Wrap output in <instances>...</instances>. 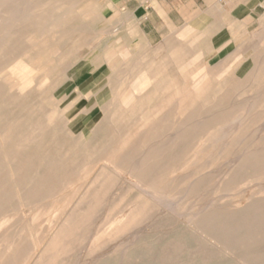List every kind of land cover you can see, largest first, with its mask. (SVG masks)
<instances>
[{"label":"rangeland","instance_id":"rangeland-1","mask_svg":"<svg viewBox=\"0 0 264 264\" xmlns=\"http://www.w3.org/2000/svg\"><path fill=\"white\" fill-rule=\"evenodd\" d=\"M3 1L0 124L31 103L49 162L0 171V264H264V28L237 67L123 44L111 0Z\"/></svg>","mask_w":264,"mask_h":264},{"label":"crops","instance_id":"crops-1","mask_svg":"<svg viewBox=\"0 0 264 264\" xmlns=\"http://www.w3.org/2000/svg\"><path fill=\"white\" fill-rule=\"evenodd\" d=\"M102 17L131 47L197 40L205 59L242 67L264 28V0H111Z\"/></svg>","mask_w":264,"mask_h":264},{"label":"bare ground","instance_id":"bare-ground-1","mask_svg":"<svg viewBox=\"0 0 264 264\" xmlns=\"http://www.w3.org/2000/svg\"><path fill=\"white\" fill-rule=\"evenodd\" d=\"M49 1V0H48ZM56 3V2H55ZM54 3V4H55ZM62 3V2H61ZM46 4V3H45ZM58 4V3H57ZM8 3L3 1V0H0V16L2 15L3 11L6 10V7H7ZM30 5V4H29ZM47 5V4H46ZM55 6V5H54ZM47 7V6H46ZM45 7V8H46ZM61 7V6H60ZM44 8V10H45ZM48 8V7H47ZM33 13V12H31ZM47 13V12H46ZM44 14V13H43ZM44 18V17H43ZM25 20V19H24ZM37 20H39L37 18ZM51 20V19H50ZM30 22H31V19H30ZM42 22H45V21H42ZM55 22V21H54ZM57 22V21H56ZM47 23V21H46ZM33 24V23H32ZM52 26V25H51ZM58 25H56L55 29L57 28ZM88 27V26H87ZM15 28V27H14ZM61 28V27H60ZM59 28V29H60ZM90 28V27H89ZM96 30V29H94ZM18 31V30H17ZM20 31V30H19ZM32 35V34H31ZM30 37V36H29ZM32 38V37H31ZM27 40V39H26ZM19 41V40H18ZM33 41V40H32ZM30 42V41H29ZM37 43V42H36ZM35 43V44H36ZM30 44V43H29ZM33 44V43H32ZM34 44V45H35ZM33 45V46H34ZM11 47V46H10ZM11 51H14V48L11 47L10 48ZM3 50V49H2ZM34 51V50H33ZM36 51V50H35ZM36 53V52H35ZM41 53V52H40ZM29 54V53H28ZM38 54V53H37ZM42 54V53H41ZM40 54V55H41ZM26 55V54H25ZM30 55V54H29ZM28 55V56H29ZM38 56V55H37ZM28 59V58H27ZM62 61V60H61ZM77 64V63H76ZM58 73V72H57ZM104 77L101 76V78ZM72 82L76 85V89H77V93L81 96L83 94V92L81 91V88H80V85H81V79H80V74L78 73V66L74 69L73 71V74H72ZM64 83V82H63ZM62 83V84H63ZM125 86V85H124ZM118 92H120V90H118ZM47 93V92H46ZM43 95V94H42ZM50 95V94H49ZM148 94H146L147 96ZM46 96V95H45ZM47 97V96H46ZM147 98V97H146ZM115 101V100H114ZM44 102V101H43ZM44 106V104H43ZM42 107V106H41ZM123 108V107H122ZM41 109V108H40ZM41 112V111H40ZM52 112V111H51ZM54 112V111H53ZM49 113V112H48ZM55 114V113H54ZM46 115V114H45ZM56 115V114H55ZM49 116V115H48ZM47 116V117H48ZM53 116V115H52ZM1 117V116H0ZM46 117V118H47ZM4 118V116H3ZM49 118V117H48ZM5 123L4 124H0V171H2V169H6L8 166H11V165H15L16 162H17V157H21L22 159H24L23 161H35V159L39 158V164H40V167L41 169L46 167V165L48 164L49 160H48V155L47 153L45 152H42V154H40V156L38 157V153L33 149V146L34 144H42V146L44 145V142L46 141V139L43 137V136H40V135H37V131H38V134H40V132H44L43 129H41L42 127H40V129H38L36 131V125H38L37 121H40V119H37V116L35 114V108L32 107V104L31 103H26L24 105V107L22 108V111L20 112H16L15 114H11L9 116H7L5 119H4ZM48 120V119H47ZM43 124V123H42ZM64 126V125H63ZM39 127V126H38ZM44 127V126H43ZM48 127V126H47ZM60 127V126H59ZM59 127H56L55 128V131L57 130L58 132V129ZM47 129V128H46ZM50 129V128H49ZM48 129V130H49ZM60 130V129H59ZM62 130V129H61ZM72 130V129H71ZM46 132V130H45ZM62 133V132H61ZM67 133V132H66ZM78 141V139L76 140ZM75 143V141H74ZM73 143V145H75ZM72 145V146H73ZM57 146V145H56ZM44 147V146H43ZM43 147H42V151H43ZM64 147V146H63ZM62 147V148H63ZM75 147V146H74ZM73 147V148H74ZM77 147V146H76ZM75 147V148H76ZM64 149V148H63ZM63 151V150H62ZM59 154V155H63V153ZM41 153V152H40ZM15 155V156H14ZM52 157V156H51ZM64 157V155H63ZM67 157V156H66ZM50 158V156H49ZM60 158V157H59ZM55 160V159H54ZM53 160V161H54ZM64 161V160H63ZM30 163L29 165H31L32 163L31 162H28ZM37 163V162H36ZM53 163V162H52ZM37 165V164H35ZM249 172V171H248ZM37 173V172H36ZM39 173V172H38ZM14 174V173H13ZM35 175V174H34ZM39 175V174H37ZM30 176V175H29ZM31 178V176H30ZM35 179V178H33ZM31 182V181H30ZM40 182V181H39ZM30 184V183H29ZM31 185V184H30ZM28 187V185H27ZM20 188V185L19 187ZM17 188V189H18ZM30 188V187H29ZM21 189V188H20ZM25 190V189H24ZM19 191V189H18ZM20 192V191H19ZM23 192V191H22ZM25 193V191H24ZM23 193V194H24ZM22 195V193H19ZM6 195V194H5ZM17 197V196H16ZM44 198V197H43ZM14 199V198H13ZM19 200V198H18ZM50 200V199H48ZM29 201V200H28ZM44 201V200H43ZM11 202V201H10ZM23 203V202H22ZM40 204V203H39ZM42 204V203H41ZM29 205V203H28ZM37 204H35L36 206ZM261 210L264 211V205L262 204L261 205ZM34 207V206H33ZM32 207V208H33ZM30 208V207H28ZM31 208V209H32ZM17 210H19L17 208ZM29 210V209H28ZM16 211V210H15ZM25 211V209H24ZM22 211V212H24ZM10 213V212H9ZM10 214H14L13 212H11ZM8 214V215H10ZM7 216V215H6ZM5 216V217H6ZM260 220L261 222H264V214L261 215L260 217ZM260 222V223H261ZM193 229V227H191ZM195 230V229H193ZM1 231V230H0ZM200 232V231H198ZM226 233V232H225ZM196 234H201L200 233H196ZM203 234V233H202ZM261 234V233H260ZM258 235V231L257 230H254V234L252 235V238L250 239L251 240H254V238ZM200 236V235H199ZM206 237V236H205ZM204 237V239H205ZM237 237V236H236ZM207 238V237H206ZM216 238V237H215ZM218 238V237H217ZM208 239V238H207ZM237 239V238H236ZM248 239V238H247ZM206 240V239H205ZM211 242V241H210ZM213 242V241H212ZM211 242V243H212ZM255 242V240H254ZM263 242V241H262ZM215 243V241H214ZM213 243V244H214ZM225 244V243H224ZM252 244V243H251ZM218 245V244H217ZM255 245V244H254ZM218 247V246H217ZM259 247V246H258ZM221 248V247H220ZM219 248V249H220ZM220 251V250H219ZM223 252V251H222ZM221 252V253H222ZM228 252V251H227ZM254 253V252H253ZM223 254V253H222ZM232 258V256H231ZM234 258V257H233ZM240 258V257H239ZM247 260V259H246ZM238 262V260H236ZM262 262L264 263V259L262 260ZM246 264V263H245ZM249 264V263H248Z\"/></svg>","mask_w":264,"mask_h":264}]
</instances>
